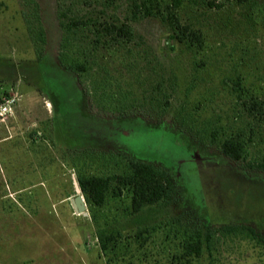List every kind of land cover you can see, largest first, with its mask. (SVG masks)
I'll return each instance as SVG.
<instances>
[{
    "label": "rangeland",
    "instance_id": "374dc122",
    "mask_svg": "<svg viewBox=\"0 0 264 264\" xmlns=\"http://www.w3.org/2000/svg\"><path fill=\"white\" fill-rule=\"evenodd\" d=\"M139 1L0 0V102L15 100L0 122V264H79L76 239L92 264H264V172L238 168L264 162V0H183L198 45L170 41L159 15L133 20ZM57 5L82 25L66 35L86 57L81 77L59 66ZM122 23L130 37L104 35ZM236 137L235 165L218 144ZM121 155L168 171L179 192L133 213L113 187L93 222L76 178L122 174ZM76 195L88 216L70 209ZM195 229L212 233L198 258L185 255Z\"/></svg>",
    "mask_w": 264,
    "mask_h": 264
},
{
    "label": "trees",
    "instance_id": "16d2710c",
    "mask_svg": "<svg viewBox=\"0 0 264 264\" xmlns=\"http://www.w3.org/2000/svg\"><path fill=\"white\" fill-rule=\"evenodd\" d=\"M56 1L58 2V0ZM236 2L239 5H255L254 0H236ZM182 3L183 0H141L139 2H134L131 18L136 20L140 15L144 17H156L159 15L173 30V35L170 37V41L180 44L198 45L201 43L199 34L190 31L186 25H182L179 21L177 12L182 7ZM57 9L59 28L65 33V37H63L60 45L61 51L57 56L59 66L75 73L78 77H81V75L87 71L86 57H84V54L82 53H79V55L74 54V56L70 55L69 48L72 46L69 41L70 37H67L66 35L70 34L72 29H76L82 25L78 21L72 19L67 21V23L62 21L64 17L62 16L63 12L59 11L58 5ZM102 31H104V35L110 38L125 39L131 36L132 30L129 25L122 23L119 25L105 24L102 27ZM34 41L36 43L43 42L42 31L36 33ZM168 44L169 47L172 48V43L168 42ZM232 85L231 86L235 92L240 91L241 88L238 83H233ZM247 105L248 106L246 107H248L251 112L259 110L262 106L261 103L256 101H252ZM218 150L223 157L235 165L242 161L246 154L244 142L238 137L224 139L218 144ZM120 158L123 162V173L120 175L103 177L79 174L76 178L78 188L90 207L89 215L93 222H96V218L91 212L92 207H101L105 201L107 193L111 191L113 187L118 190L117 193H121L122 190L127 192L130 197V210L133 213H138L146 206L157 205L160 203L170 204L173 201L174 195L179 192L177 182H175L174 178L168 171H165L152 163L138 160L132 156L121 155ZM238 168L251 173H261L264 172V162L255 165L247 164L246 166H240ZM254 169L257 171H252ZM32 209L35 208L32 206V208L28 210ZM219 229L223 233H231L237 229V227L226 225ZM105 235L104 232H99L97 234L99 248L102 254H106L109 244L111 243V238ZM211 237V232L208 231L202 236L200 230L195 229L194 232L189 235L188 241L185 244V255L196 258L200 257L202 246L205 244L208 247Z\"/></svg>",
    "mask_w": 264,
    "mask_h": 264
},
{
    "label": "water",
    "instance_id": "95a60500",
    "mask_svg": "<svg viewBox=\"0 0 264 264\" xmlns=\"http://www.w3.org/2000/svg\"><path fill=\"white\" fill-rule=\"evenodd\" d=\"M77 192H80L79 188H76ZM68 202L76 215L88 216L84 199L81 195H76L68 199Z\"/></svg>",
    "mask_w": 264,
    "mask_h": 264
},
{
    "label": "built area",
    "instance_id": "2783aa9c",
    "mask_svg": "<svg viewBox=\"0 0 264 264\" xmlns=\"http://www.w3.org/2000/svg\"><path fill=\"white\" fill-rule=\"evenodd\" d=\"M13 98H5L0 102V122H3L6 118L13 114Z\"/></svg>",
    "mask_w": 264,
    "mask_h": 264
},
{
    "label": "crops",
    "instance_id": "0c3cea01",
    "mask_svg": "<svg viewBox=\"0 0 264 264\" xmlns=\"http://www.w3.org/2000/svg\"><path fill=\"white\" fill-rule=\"evenodd\" d=\"M33 156H34V154H33ZM58 203L60 204V201ZM70 209L72 210L71 206H70ZM72 212H73V210H72ZM73 214H74V212H73ZM73 241L75 243L74 247L77 248L80 251L79 253H81V256L78 255V258H79V260H78L79 262L78 263L79 264H85V262L83 261V259L85 258L87 263L92 264V260L88 256H87V258L85 257V255H86L85 246H83V244L79 241V239H76V240H73Z\"/></svg>",
    "mask_w": 264,
    "mask_h": 264
}]
</instances>
